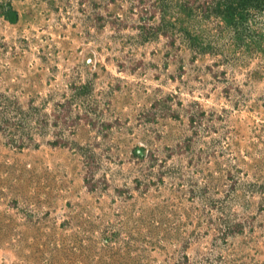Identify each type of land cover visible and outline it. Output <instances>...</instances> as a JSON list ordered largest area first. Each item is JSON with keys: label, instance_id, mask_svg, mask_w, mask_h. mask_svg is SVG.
I'll return each instance as SVG.
<instances>
[{"label": "rangeland", "instance_id": "obj_1", "mask_svg": "<svg viewBox=\"0 0 264 264\" xmlns=\"http://www.w3.org/2000/svg\"><path fill=\"white\" fill-rule=\"evenodd\" d=\"M203 1L0 0V264H264V1Z\"/></svg>", "mask_w": 264, "mask_h": 264}, {"label": "trees", "instance_id": "obj_2", "mask_svg": "<svg viewBox=\"0 0 264 264\" xmlns=\"http://www.w3.org/2000/svg\"><path fill=\"white\" fill-rule=\"evenodd\" d=\"M198 0H187V4L188 5H193L197 2ZM215 0H205L203 1V3L201 4V7L204 8L205 10H208L209 8L211 9L212 7V3ZM253 0H223L219 1L218 4L220 6L221 4L225 3V16L226 15H233L235 13V10H238L239 13V18H243L245 16V11L248 8L247 6L249 4L254 5L255 7H259L261 6L262 2L264 0H255V2H251ZM251 2V3H250ZM248 12V11H247ZM11 20H13L14 22L17 20V17H12Z\"/></svg>", "mask_w": 264, "mask_h": 264}]
</instances>
